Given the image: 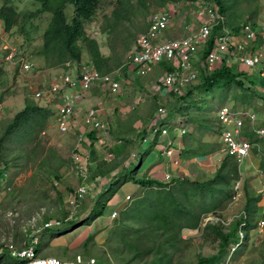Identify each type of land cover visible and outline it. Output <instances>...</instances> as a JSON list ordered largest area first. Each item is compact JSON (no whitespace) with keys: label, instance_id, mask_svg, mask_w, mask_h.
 Here are the masks:
<instances>
[{"label":"rangeland","instance_id":"374dc122","mask_svg":"<svg viewBox=\"0 0 264 264\" xmlns=\"http://www.w3.org/2000/svg\"><path fill=\"white\" fill-rule=\"evenodd\" d=\"M3 2L4 0L0 1V6ZM132 3L133 8L120 10L122 14L130 11L132 14L118 21L120 24L116 25L117 28L114 30H109V26L115 23L112 19L113 9L118 6L115 0L110 3L103 1L94 20L85 24L86 33L97 41L100 52L110 57L113 70L116 69L115 62L119 61V66L126 62L127 54L137 35L146 30L151 15L158 11V7L150 1L146 2L147 12L144 11L139 0H132ZM225 4L230 8L228 1ZM13 5L19 13L31 12L37 8L34 0H14ZM137 9L140 11L137 12ZM222 11L226 13L231 24L245 20L264 25V0H243L240 6L232 10L233 14L231 10L222 9ZM65 12L70 19L73 15L72 8L67 6ZM230 15H234L233 18H230ZM49 19L50 15L44 14L33 20L31 23L33 29L28 28V40H25L18 30L6 34L13 47L9 42L5 45L11 46L19 55H26L24 57L33 64L31 71L22 74L14 70L13 65H3L4 57L1 53L5 50L0 47L2 49L0 68L5 72L0 84L1 93L5 94L3 97L5 114L0 116V137L5 126L24 107L27 98L47 109L51 114L44 128L31 134L28 143L20 145L18 142L4 141L6 150L11 151V154L7 159L10 161L8 169L0 176V255L2 256L0 264H19L16 259L13 262L7 259V254L14 257L7 249H20L35 238L39 241L36 248L40 250L41 256H45L47 249L48 256L72 259L81 255L85 259L94 258L101 264H154L158 259H164L166 264H196L199 256L211 257L219 251V241L215 240V233L207 225H220L224 233L231 231L240 215L245 212L246 191L250 197L261 196V201L257 204V213L251 218L253 228L248 232L247 238L244 236L240 241L237 238L233 240L217 264H264V229L261 231L258 225L259 213L264 207L262 178L264 146L261 143L258 144L259 148L255 153L253 148L249 157L238 164L239 179L236 181L239 183V188L234 192L233 184L232 198L214 213L204 214L198 228L184 229L179 233L174 230L173 235L177 240L174 248H170L161 231L156 232L150 222H138V220L120 222V216L117 214L114 224L109 223V218L106 216L110 212L111 201L106 199L117 190L122 180L116 181L114 177L110 178L113 173L107 174L109 177H106L100 172L103 169L109 171L119 160L125 161L128 166L123 169L128 172L126 179L128 186L119 191V199L122 200L127 195L130 197L140 195L137 193L136 183L129 175L132 174L133 177L137 173L143 174L144 166L140 165V159L146 158L150 153L153 139L157 132H161V126H165L170 132L178 126L179 121L186 120L184 126L191 128L187 136V145L196 152L202 145L207 147L208 152L214 149L218 152L213 164L202 160L204 170L197 172L196 177L200 181L213 177L216 168L225 158L220 138L213 129L211 130V126H214L211 123L215 121L216 110L227 105L255 113L264 112V93L259 89H264V78H261L256 70H249L250 74L245 73L248 78L240 77L244 85L241 88L234 85L229 87L224 101L222 99L225 89L222 88L214 87L208 94L195 92L196 100L192 103L199 104L204 111L197 112L195 108L190 109L192 118L186 113L181 116L176 113L178 111L176 97L165 96L162 92H159L160 97H158L156 88L162 76V66H155L153 71L143 78L133 74V83L123 86L122 82V95H113L94 86L88 93L89 105L79 108V116L83 113L82 118L91 108L100 118L102 126L96 130L97 139L93 145H90V141L84 142V134L75 128L68 133L59 131L55 118L58 104L55 98L50 102L34 98V93L54 84L65 70L64 66L48 69L43 58L37 56L42 45L41 36ZM81 62L93 65L85 51L82 53ZM77 67L76 63L73 64L72 75L77 72ZM98 97H102V100H98ZM160 105L167 109L165 117L158 115ZM209 108L212 110L210 111ZM196 120L206 123L210 129L195 132L192 129L195 126L191 122ZM262 121L264 123V116ZM263 123L259 126L262 127ZM167 136L170 137V134ZM144 137L147 142H144ZM160 139L159 136V141ZM135 145L140 147L141 151L135 150ZM79 150L83 151L82 154L78 153ZM154 155L156 156L155 152ZM75 159L79 163H76ZM0 169H3L1 161ZM51 173L57 174L59 180H55ZM95 175H99L97 180L92 179ZM187 178L192 180L189 176ZM82 186L86 187V194L82 198L74 199ZM105 201V207L101 210L100 203ZM129 205H121L120 209L127 211ZM100 213L106 225H99L100 229H96L91 238L82 242L81 236L84 235L85 230L80 229L98 218ZM48 218L60 220L62 227L43 229ZM67 228L70 230L66 234L75 230L67 239V244L51 243L54 235L58 237L65 234L57 235L61 233L59 230L63 231Z\"/></svg>","mask_w":264,"mask_h":264},{"label":"built area","instance_id":"2783aa9c","mask_svg":"<svg viewBox=\"0 0 264 264\" xmlns=\"http://www.w3.org/2000/svg\"><path fill=\"white\" fill-rule=\"evenodd\" d=\"M229 19L222 11L216 0H171L158 8L157 13L151 15L147 28L137 35L126 58V62L109 73L98 72L94 65L81 63L77 72L72 75V64L67 62L65 70L58 76L54 84L45 90L34 93L36 100H57L56 121L60 132H67L70 128L71 117L74 115L75 104L82 92L97 86L100 90L113 95H122V82L128 83V72L143 78L149 75L155 66H162V76L157 92L165 96L183 97L193 86L198 84L206 75H211L221 69H230L235 74H245L246 70H256L260 67L259 75L264 78V62L258 48L259 39H264V25L250 21H236L228 23ZM0 35L2 36L1 30ZM5 59L12 61L17 56L16 51L7 44H2ZM20 73H27L33 69L28 59L17 57ZM249 74V73H248ZM67 89L73 91L68 94ZM1 94V89H0ZM195 95L189 101L196 100ZM184 100L183 104L189 102ZM185 106V105H184ZM166 107L160 105L158 115L166 116ZM177 113V112H176ZM5 114V103L0 101V116ZM181 116L180 113H178ZM215 121L211 130L220 138L225 156L234 158L237 164L243 163L250 151L256 146L244 138V133L253 134L256 139L264 140V125H261L256 114L249 111H235L222 106L215 113ZM188 117V116H186ZM84 123L91 131L101 128V122L94 109H89L84 116ZM187 123L179 121L180 135L188 132ZM246 125V126H245ZM160 135H167L165 126H161ZM76 163H79L76 160ZM169 178V176H166ZM264 180V174L262 176ZM239 188L235 181L234 192ZM86 194V187L77 191L74 199L82 198ZM125 206L132 201L130 196L124 198ZM257 213V212H256ZM117 212L110 214L115 219ZM259 228L264 229V207L259 213ZM241 222L237 229V239L245 236V227L249 221L246 212L240 215ZM62 222L50 219L43 225V229H59ZM62 233H57L60 235ZM55 235L52 237L54 238ZM233 243V242H231ZM39 241L31 239L20 249H7L20 264H101L94 258H84L77 255L72 259L56 256H41L36 248Z\"/></svg>","mask_w":264,"mask_h":264},{"label":"trees","instance_id":"16d2710c","mask_svg":"<svg viewBox=\"0 0 264 264\" xmlns=\"http://www.w3.org/2000/svg\"><path fill=\"white\" fill-rule=\"evenodd\" d=\"M107 3L113 0H34L37 5L33 11L17 12L16 8L12 6L13 0H4L2 8L0 9V17L4 21L6 32L18 30L20 34L29 39L30 27L33 29L32 21L39 18L41 15L49 14L50 19L47 27L45 28L41 39L42 45L38 57L43 58L46 67L58 68L63 67L65 63L69 62L72 65H80L82 53L85 51L92 61L94 68L106 74L111 72L112 66L110 65V57L104 56L99 49V45L95 39L88 36L85 30V24L94 20L97 10L101 3ZM118 3L113 9L112 19L114 24L110 25V29H116L123 17H128L132 11L124 14L120 13L123 8H133L132 0H115ZM156 5L160 8L164 3L171 0H139L142 3L144 11L148 8L146 2ZM228 1V5L225 4ZM243 0H216L222 9L231 10V14L237 6H240ZM10 2V4H9ZM69 6L73 10V15L68 19L65 12L66 7ZM137 12L140 9L136 10ZM147 12V11H146ZM234 15H230L233 18ZM116 67L119 66V61L115 62ZM4 71L0 68V84L4 77ZM240 77L248 78L247 76L235 75L230 69H221L215 71L211 75L204 76L201 81L193 86L183 97L177 99V113L191 115L190 109L195 108L204 111L199 104L193 105V101L189 99L196 92L210 93L213 88L225 89V95L222 101L225 100L226 92L232 85L241 88L244 83ZM253 83L251 82V85ZM250 85V86H251ZM1 87V86H0ZM4 93L0 94V101H3ZM195 98V97H194ZM196 99V98H195ZM184 100L189 102L183 104ZM198 101H196L197 103ZM185 105V106H184ZM189 107V108H188ZM210 109V108H209ZM207 110V109H206ZM212 109H210L211 111ZM51 114L47 109L31 102L28 98L25 99L24 107L14 115L12 120L5 126L0 137V161L3 163V169H0V176L8 169L10 161L8 157L11 151L6 150L4 141L18 142L20 145L29 142V137L36 130H42L45 126L46 120ZM192 116V115H191ZM190 116V117H191ZM192 118V117H191ZM190 122V120H189ZM195 122V121H193ZM199 130H208L210 126L206 123H201L196 120ZM161 124H164L161 122ZM160 131L157 132V135ZM90 139L96 140L94 133L88 135ZM244 138L248 139L251 143L255 144L254 153L259 148V143L264 146V140H258L253 134L244 133ZM255 138V139H254ZM254 139V141H253ZM4 150V151H3ZM216 151V149H214ZM193 157H205L214 152H208L202 145L199 149L194 151L190 149L187 151ZM239 167L237 161L229 156H225L221 164L216 168L213 177L206 181L198 179L190 180L188 178H171L166 182L158 181L155 179L140 178L135 179V182L142 186L145 191L143 195L136 199L127 211L120 213V222L125 220H138V222L146 221L154 225L155 231H161L165 242L170 244V248L175 247L176 236L173 231L177 233L184 229L194 230L198 228L201 218L204 214L214 213L225 202L232 198V187L236 180L239 179ZM53 174V173H51ZM55 180H59L57 174H53ZM113 196L115 191L111 193ZM246 203L244 210L249 216V221L245 227V236L247 238L248 232L253 228L252 219L257 212V204L261 201V196L250 197L246 191ZM110 196L106 199V201ZM100 203L104 209L105 203ZM101 216V213L100 215ZM51 218H48L50 220ZM241 219L236 222V226L229 232L224 233L220 225H207L215 233V240L219 241V251L216 255L211 257H198L196 264H217L221 261L227 246L237 238V227ZM70 229L60 231L65 233ZM92 236H88L87 240ZM85 246V244H84ZM40 251V250H39ZM2 256L0 255V258ZM7 259L10 262L15 261L11 255L7 254ZM154 264H166L164 259H158Z\"/></svg>","mask_w":264,"mask_h":264},{"label":"crops","instance_id":"0c3cea01","mask_svg":"<svg viewBox=\"0 0 264 264\" xmlns=\"http://www.w3.org/2000/svg\"><path fill=\"white\" fill-rule=\"evenodd\" d=\"M258 48H259L260 52L263 55L262 56V61L264 62V39H259V41H258ZM259 68L260 67H258L256 69L257 74H259V72H260V69ZM250 71L247 70L246 73H249L250 74ZM128 75L130 76V79L128 80V83H133V79H132L133 74L131 72H128ZM235 75H241V74H235ZM242 75H243V73H242ZM261 78H263V77H261ZM128 83H126V84H128ZM124 85L125 84L123 83V86ZM259 89H261L262 90V93H264V89H262V88H259ZM91 90L86 91V92H82L79 95L78 101H77V105L75 104L76 106H75L74 115L71 117L70 128H69V130L67 132H64V133H68L71 130L74 131L73 128H75V130H78V131L81 132V134H84L83 136H84V142L85 143H88V141H90V145H93V143L96 140L94 141V140L90 139V137L88 135L91 134V133H94V136L96 137L97 134L95 132H96L97 129H94L92 131L90 129H87V127H86V125L84 123V117L82 118V114L83 113H81V115L79 116V111H80L79 108L81 106H88L89 105L90 99L88 97V93H90ZM67 93L68 94H73L74 92L71 91L70 89H67ZM263 96H264V94H263ZM158 97H160L159 96V93H158ZM158 97H156V95H155V98L158 99ZM98 98H96V99L102 100V97H98ZM224 106L229 107L227 105H224ZM230 108L233 109V110H235V111H249V110L236 109V108H232V107H230ZM255 114H256V117L259 120L260 124H262L263 123L262 119H263V116H264V112H257ZM55 115H56V113H55ZM74 119H76V120L73 121ZM99 120H100V118H99ZM78 121H79V123H78ZM191 124L193 126H195L192 129L195 130V132H197V130H199L198 124L195 123V122H191ZM263 125H264V123H263ZM61 133H63V132H61ZM144 133L146 134V131H144ZM168 134H170V137L167 136ZM167 135L162 136L160 134L159 135L156 134L155 138L153 139V144L150 147L151 149L149 150L150 153L147 155L146 158H144V157L141 158L140 157L141 158L140 159V165L144 166L143 174L141 175L140 173L139 174L137 173L133 177H132V174H130L129 176H130V178L132 180H133V178H135V179L148 178V179H155V180H158V181L166 182V181H168L171 178H181L182 179L183 177L184 178H187L188 176L192 180H195V179H198L196 177V173L197 172L200 173V172H202L204 170L203 169V163L205 162V163H208V164H213V162H214L213 159L217 158V153L218 152H216L215 150H213L214 152H212V153H210L207 156L202 157V158H200V157H197V158L196 157H193L190 153H188L187 151H190V149H191L190 146L187 145V140H188L187 139V136L189 135V131L186 132V133H184V134H182V135H180L179 128L177 126L174 129H171V131L168 132ZM159 136L161 137L160 141H159ZM192 136H194V135H192ZM145 138L146 137H144V142H147L148 140L145 139ZM79 141H81V140H79ZM82 145H84V143ZM91 147H93V146H91ZM80 148L83 149L82 146H80ZM134 148H135V150H138V152L141 151L140 150V147L138 148L136 145L134 146ZM206 149H207V147H206ZM82 152H83L82 150H79L78 153L82 154ZM154 152L156 153V156L154 155ZM160 152H161V154H159ZM77 155L78 154H76V156ZM159 155L161 157H159ZM208 158H210L209 161H208ZM128 161H129V159H128ZM142 161H144V162H142ZM217 161H219V159H217ZM75 162H76V159H75ZM117 162L118 163L116 165H114V167H112L109 171H106L104 169H103V171H100V172H102V174L104 176L106 175V177H109L108 175H110L111 173H113V175H111L110 178H113L114 177V179L116 181L122 180V182L118 186L117 190H115V194L113 196H110V198L108 199L109 201H111V203H110V206H109V211L110 212L106 216V218L108 217L109 218V221H110L109 223H112V224H114V222L116 221V219H114V220L111 219L110 218V214L112 212H117V214H119V216H120V213L122 211H124V210L120 209V206L121 205H124L125 206L124 199H122V200L119 199L118 193H119V191L121 189H123L124 187H127L128 186L127 185L128 182L126 180L128 178V172H126L123 169L124 167H126L128 165H127V163L125 164V161H123V160H119ZM168 172H170V174ZM97 176H99V175H97ZM97 176L96 175L95 176H92V179L97 180L96 179ZM166 176H169V178L166 179ZM133 181L135 182V180H133ZM136 187L138 188L137 193H140V195H137L136 197L135 196L134 197H131L132 198V201L129 203L130 205L136 199H139L143 195V193L145 191V189L142 186L138 185L137 183H136ZM94 207H95V205H94ZM101 218L102 217L99 216L94 221H92V222L90 221L87 226H85L84 228L82 227V229H80V230H83V231L85 230L84 231L85 232L84 235L81 236V238H82L81 241L82 242H84L85 239L88 238V236L92 235L96 229H100V227H98L99 225H102V226H105L106 225V222L102 221ZM103 223H105V224H103ZM74 232H75V230L73 232L68 233V234H66V232H65V234H62V235H60L58 237H54L51 240V243L52 242H56V244H63V243L64 244H67V239L70 236H72V234ZM45 256H48L47 249H46ZM62 258H65V257H62ZM16 261L19 263V261L17 259H16Z\"/></svg>","mask_w":264,"mask_h":264},{"label":"clouds","instance_id":"9594fccd","mask_svg":"<svg viewBox=\"0 0 264 264\" xmlns=\"http://www.w3.org/2000/svg\"><path fill=\"white\" fill-rule=\"evenodd\" d=\"M1 1V0H0ZM14 1V0H13ZM4 3V2H3ZM3 3H2V5H3ZM2 5L0 6V9L2 8ZM12 6H14L13 5V2H12ZM0 30H1V33H2V36L0 35V47L2 46V44H4V43H10V39H8L7 37H6V34L7 33H9V32H6V30H5V25H4V21L1 19V17H0ZM10 45H11V43H10ZM12 46V45H11ZM13 47V46H12ZM1 50L2 49H0V52H1ZM2 55H3V57H4V59H3V65H13L14 66V70H17V72H19V70H18V64H15L16 63V61H15V59L18 57H23V58H25L24 56H26V55H24V56H22V55H19L17 52H16V54H17V56L15 57V59H13L12 61H7L6 59H5V53H4V51L2 50V53H1ZM26 59H28V58H26ZM29 60V59H28ZM30 61V60H29ZM31 62V61H30ZM2 69V68H1ZM20 73V72H19ZM0 89H1V87H0Z\"/></svg>","mask_w":264,"mask_h":264}]
</instances>
